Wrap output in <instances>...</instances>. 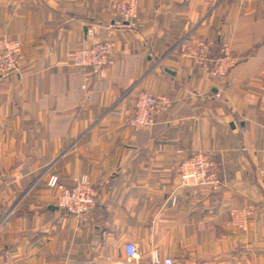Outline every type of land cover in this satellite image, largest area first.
<instances>
[{
	"label": "crops",
	"instance_id": "crops-1",
	"mask_svg": "<svg viewBox=\"0 0 264 264\" xmlns=\"http://www.w3.org/2000/svg\"><path fill=\"white\" fill-rule=\"evenodd\" d=\"M0 35L23 43L19 74L0 81V264H264V0H139L129 25L106 0H0ZM187 37L231 45L223 81L180 55ZM111 41L115 65L87 89L81 47ZM175 104L155 125L128 122L140 92ZM217 160L219 192L183 188L182 160ZM87 177L97 208L58 206L51 177ZM252 206L247 230L233 208Z\"/></svg>",
	"mask_w": 264,
	"mask_h": 264
},
{
	"label": "built area",
	"instance_id": "built-area-1",
	"mask_svg": "<svg viewBox=\"0 0 264 264\" xmlns=\"http://www.w3.org/2000/svg\"><path fill=\"white\" fill-rule=\"evenodd\" d=\"M109 10L129 25L138 21L139 0H106ZM182 58L193 62L198 69L212 80H225L237 65V59L228 42L217 43L211 38L194 40L185 38L179 45ZM23 43L6 35H0V81L14 74H19L25 61ZM72 67L82 70L88 84L95 79H106L115 65V44L111 41L100 42L92 47L77 49L71 58ZM174 100L168 95L149 91L139 93L134 115L128 122L129 128L137 133L155 125L156 119L169 113L174 107ZM183 188H207L219 192L224 183L219 175L216 159L204 153H195L182 160L177 169ZM51 189L59 192L58 206L75 217L92 213L98 205L97 192L87 177L75 178L70 187L59 184L57 177L48 181ZM254 207L233 208L230 211L231 225L241 231L247 230V221L253 216ZM117 264H143L137 245L125 246V259ZM153 264H174L171 258L160 260L157 252L153 254Z\"/></svg>",
	"mask_w": 264,
	"mask_h": 264
},
{
	"label": "trees",
	"instance_id": "trees-1",
	"mask_svg": "<svg viewBox=\"0 0 264 264\" xmlns=\"http://www.w3.org/2000/svg\"><path fill=\"white\" fill-rule=\"evenodd\" d=\"M218 43V42H217Z\"/></svg>",
	"mask_w": 264,
	"mask_h": 264
}]
</instances>
